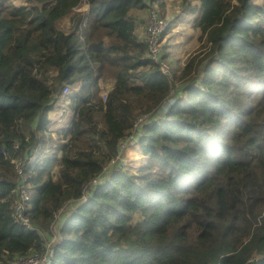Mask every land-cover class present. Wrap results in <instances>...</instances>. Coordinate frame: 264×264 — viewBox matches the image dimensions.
Segmentation results:
<instances>
[{"label":"trees","instance_id":"obj_1","mask_svg":"<svg viewBox=\"0 0 264 264\" xmlns=\"http://www.w3.org/2000/svg\"><path fill=\"white\" fill-rule=\"evenodd\" d=\"M153 1L0 0V264H264V0H182L203 50L171 80L134 34ZM65 85L76 117L54 128ZM36 147L20 188L13 160Z\"/></svg>","mask_w":264,"mask_h":264},{"label":"rangeland","instance_id":"obj_2","mask_svg":"<svg viewBox=\"0 0 264 264\" xmlns=\"http://www.w3.org/2000/svg\"><path fill=\"white\" fill-rule=\"evenodd\" d=\"M14 1L16 3L26 2V0ZM181 1L182 0H162V4L164 5L162 11L159 9L157 1H153L154 3L150 4L147 8H133L131 9L130 13L134 17L135 21L134 34L136 35L138 40L144 42L145 44L147 43V26L149 25L151 18L155 16L167 22L165 29L161 32L159 36L160 51L158 53L157 59L159 58L160 63L162 61L167 65L170 80L173 77V73L182 68L189 56L200 53L203 50L201 48L202 40L199 39V28L194 26V19L197 16V13H189V11L182 12V10L180 9ZM191 1L192 3H197V0ZM232 5H236V2L233 1ZM85 9L87 10L86 3ZM68 24L69 23L67 19L62 20L60 23L61 27H63L64 30L67 29ZM79 86L80 83L78 81H73V84L71 86V96H75L76 91L79 90ZM101 86L102 91H105L106 85L102 84ZM65 96L62 98V101L66 100L67 104L64 103L63 106H59V108H64L57 110L56 107H53L54 109L49 112L51 113V118L57 121L53 124L54 128H58L61 126L63 128L65 122H62V120L66 117L65 113L71 112V105L78 104L77 101L71 102L73 98H68ZM69 104L71 105L69 106ZM142 132L143 129H140V132L138 134H142ZM56 145L57 144L55 141V146ZM118 155L119 157H121V163L119 164V166H121L123 169L132 170L131 164H136L138 161H143L142 151L139 148L138 144L137 146L135 144L129 145L128 140L124 142L122 151L119 150ZM33 164L34 162L32 163V165ZM109 164L112 165L111 161ZM133 170H135V168H133ZM53 177L56 178V173L53 174ZM59 219L54 223L51 228L53 233H56L59 230ZM54 238L55 237L53 236L50 241L54 240Z\"/></svg>","mask_w":264,"mask_h":264},{"label":"built area","instance_id":"obj_3","mask_svg":"<svg viewBox=\"0 0 264 264\" xmlns=\"http://www.w3.org/2000/svg\"><path fill=\"white\" fill-rule=\"evenodd\" d=\"M85 4V3H83ZM149 5H147L148 7ZM167 25V22L159 19L155 16H153L151 18V21L149 23V25L147 26V55L149 56V58L158 65V69L168 78L169 74H168V67L165 63H163L161 61L160 63V59L158 60V53L160 51V46H159V36L161 34V32L165 29ZM167 69V71H166ZM70 91V88L68 85H65L63 90H62V95L65 96L66 94H68V92ZM105 94H103L104 97ZM75 107L76 105H71L70 106V110L71 112L69 113H65V118L62 120V122L64 123V127H67L70 122L73 120V118L76 117V112H75ZM64 107H62L61 109H63ZM146 115V116H145ZM144 117H147V114H142L137 116L133 123H132V127L131 129H129L127 131V135L125 137V140L121 143L120 145V151H122V147L124 142H126L128 140V142L131 140V138H133L135 136L136 131L138 130L142 120L144 119ZM62 127V126H61ZM18 145L15 143L14 144V148H17ZM37 152H38V147L34 148V150L29 154V156H26V154H23L21 156H18V158H15L13 160L14 163V168L16 170L17 173V179L19 182V187L22 188L25 180H26V176H25V172L27 171V169L29 168V166H32V163L35 162V159L37 157ZM116 159L120 160L121 163V157H119V155L117 156ZM21 201L18 202L15 205V213L16 212H20V211H24L25 208H27L28 203H29V195L26 193V190H22L21 192ZM27 228H33V226L30 225V223L27 221V219L24 218V222H23ZM55 234V233H54ZM55 237V235H53ZM52 236V237H53ZM47 237V236H46ZM51 237V238H52ZM50 238V240H51ZM56 238V237H55ZM54 238V240H55ZM48 242V244H51L52 242H54V240ZM50 252L47 249V252L45 254H40L38 252L35 251H31L28 254H15L14 257L10 258L7 261V264H48L49 263V259H50Z\"/></svg>","mask_w":264,"mask_h":264},{"label":"water","instance_id":"obj_4","mask_svg":"<svg viewBox=\"0 0 264 264\" xmlns=\"http://www.w3.org/2000/svg\"><path fill=\"white\" fill-rule=\"evenodd\" d=\"M175 103V99L173 97H168L165 100L161 102V104L157 108V112H166L167 110L170 109V107Z\"/></svg>","mask_w":264,"mask_h":264},{"label":"crops","instance_id":"obj_5","mask_svg":"<svg viewBox=\"0 0 264 264\" xmlns=\"http://www.w3.org/2000/svg\"><path fill=\"white\" fill-rule=\"evenodd\" d=\"M131 12V11H130ZM183 64V63H182ZM142 159H143V157H142ZM142 162V161H141ZM140 161H138L136 164H131V167L132 168H136V167H138L139 166V164L141 163Z\"/></svg>","mask_w":264,"mask_h":264},{"label":"bare ground","instance_id":"obj_6","mask_svg":"<svg viewBox=\"0 0 264 264\" xmlns=\"http://www.w3.org/2000/svg\"><path fill=\"white\" fill-rule=\"evenodd\" d=\"M75 10H78V11H79V10H81V8H80V7H78V8H77V9H75Z\"/></svg>","mask_w":264,"mask_h":264}]
</instances>
